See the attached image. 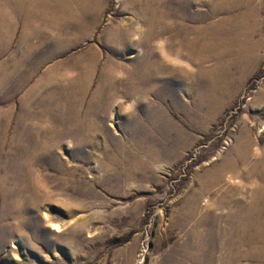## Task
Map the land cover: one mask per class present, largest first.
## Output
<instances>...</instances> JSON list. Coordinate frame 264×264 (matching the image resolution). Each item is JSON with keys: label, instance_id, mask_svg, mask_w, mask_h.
<instances>
[{"label": "rangeland", "instance_id": "obj_1", "mask_svg": "<svg viewBox=\"0 0 264 264\" xmlns=\"http://www.w3.org/2000/svg\"><path fill=\"white\" fill-rule=\"evenodd\" d=\"M42 1L51 2V14L36 12ZM220 1L0 0V264H264V0L216 12ZM185 18L191 20L181 23ZM224 22L237 26V36L252 33L261 41L255 52L261 62L241 74L232 59L224 75L239 77L222 106L204 117L206 108L189 101L201 90L199 75L223 64L213 26ZM200 26H210V53L196 63L170 60L168 54H180L174 33ZM82 27H88L83 35ZM112 36L129 45L112 48ZM67 42L74 45L58 53ZM154 46L160 54L148 53ZM158 54L190 71L195 87L179 97L191 103L192 115L174 100L178 71L162 69L149 95L135 78L147 64L161 66ZM96 57L97 68H80ZM78 69L92 75L80 99L70 87ZM54 71L61 79L46 88L42 83ZM109 73L116 87L127 85L101 91ZM98 93L107 97L104 104L95 100ZM246 134L254 147L238 157ZM111 135L119 140L116 153L104 146ZM85 137L98 144L80 152ZM37 154L55 159L33 161ZM234 161L238 170L226 172ZM212 175L219 179L213 187ZM222 198L256 201L259 211L234 223L231 207L215 205ZM195 200L197 215L186 219ZM215 212L221 217L216 239L226 237L219 241L226 246L213 243V228L201 218Z\"/></svg>", "mask_w": 264, "mask_h": 264}, {"label": "bare ground", "instance_id": "obj_2", "mask_svg": "<svg viewBox=\"0 0 264 264\" xmlns=\"http://www.w3.org/2000/svg\"><path fill=\"white\" fill-rule=\"evenodd\" d=\"M245 1V0H244ZM237 3L235 7H233L231 9L230 5H233L234 3ZM243 3V0H221L220 2L216 3V12L222 11V10H235L238 9ZM85 15V18H87L88 16H90L91 14H89L88 12H83ZM253 13V12H252ZM88 14V16H86ZM252 16V15H251ZM249 16L247 15L243 20H246ZM84 18V17H83ZM191 20L190 18H185L183 20H181V23L184 21H189ZM86 23H88L86 21ZM237 27L235 25L232 24H226V22L216 26H213V29L215 30V36L218 37L217 39L220 41L215 45L214 51H215V56L219 59H221L223 61L222 65H219L220 69L216 70L215 68L213 70H211L210 75L206 74V73H201L199 75V87L201 88V90H199L198 93H196L195 98L192 100L190 98L193 106L199 110H204V108H206L205 113L203 114L204 117L205 115L208 116V113L210 114L211 111L213 109H215L216 111L222 106V104L224 103V101L226 100L230 89L232 88L233 83L236 81V79L239 77H237L236 75L232 78H226L224 75V71L225 69H228L229 65H232V59H234V63L237 68L239 69V71L245 74V72H247L249 69L254 68L256 66V61L258 63L261 62V57H259L257 59V57L255 56V52L256 50H258L257 48H259V46L261 45L260 42L256 43L254 42V34L250 33V38H248V36L246 35H242V36H237V34H234V28ZM175 28V27H174ZM88 29V27H82L81 28V34L83 35L85 33V31ZM206 30L210 31V26L208 28L200 26L197 27L195 30H191L189 28L184 29V34L180 33L179 31L174 33L176 35V45L178 50L180 51V54L176 55L174 53L172 54H168L169 59L170 60H178V57H180L181 59L183 58L186 59L188 62H193L196 63L197 61H201V57L208 55L211 51V46L209 43V37L205 36L206 35ZM229 30L231 31V33H229ZM185 34H187V36L185 38H182ZM67 37V36H66ZM69 38V37H68ZM111 41H109V44L111 45L112 48L114 49H118V50H122V47H126L129 45V43L122 37H117L115 38L114 36H112V38L110 39ZM67 48H64L63 50L60 49V51H58V53L62 52V51H66V49H69L71 46H73V43L67 42V43H63ZM260 44V45H258ZM151 45V44H150ZM153 46H150V48H152ZM153 51H150V49L148 50V53H161V51H159L155 46L152 49ZM184 50H186L189 54L185 55ZM108 51V50H107ZM157 51V52H155ZM259 52V51H258ZM158 54V55H159ZM160 56V60H158V64L161 66H157V65H151V64H147V66L145 67V74H137L135 73V78H141L143 79L142 81V87L144 88L145 92L148 93V95L150 93H153L152 90L155 89V87L153 86V81L154 78L156 79V77L161 78L163 76H160L162 74H164L162 72V69H166L167 73L168 72H175L178 71V75L179 73H181V76L179 75V77H177V87H178V93L177 95L174 97V100H176V106L182 110L185 114L188 113L189 115H192L194 113V111H192L193 108H188V106L191 103H186L181 101V98L179 96H183V95H189L190 92L194 89V85L190 84L189 80L191 77V73L190 71L186 70V69H181L179 67H175L171 64L168 63L167 59L164 56ZM261 56V55H260ZM47 60V59H46ZM88 58L85 59V64H82V67L87 68H97L98 67V63L97 61V57L94 60H91V62H87ZM39 63V62H38ZM43 63V62H42ZM169 65V66H168ZM201 66L204 68L203 63L201 64ZM37 67V66H36ZM107 67V66H106ZM117 67H119L117 64L112 65L110 63L109 68L112 70L117 69ZM175 68V69H174ZM234 69V68H233ZM79 73H78V78L76 77L75 80H73L72 82H70L71 84V88H76L78 90H75L76 93L79 94V96H77V99L81 98V95H84L89 86H90V80L92 78V75H89L88 77H86L83 73V71L81 69H78ZM91 70H88L87 72L89 73ZM37 73V72H36ZM158 73V75L156 76V74ZM171 74V73H170ZM114 74L109 73L106 76H103L102 78V82L101 85H99L101 87V91L104 90H108L109 91V87H111L112 91L113 88H120L125 85H127L128 80H125L123 82H118L116 83V85H118V87L115 86V79L113 78ZM176 75V74H175ZM165 76V75H164ZM172 76V75H171ZM60 74L57 73L56 71H54L53 73H50L45 80L43 81V86H49V85H54L56 84L55 82H57V80H60ZM167 77V76H166ZM73 79V78H72ZM128 79V78H126ZM174 79V78H173ZM165 79H162V81H164ZM168 81V80H167ZM25 82V81H24ZM236 83V82H235ZM69 84V85H70ZM92 84V83H91ZM111 84V85H110ZM38 85V84H37ZM1 86V84H0ZM157 86V85H156ZM149 87V88H147ZM70 88V89H71ZM34 89V88H33ZM35 90V89H34ZM118 90V89H117ZM123 90V89H122ZM37 88L34 91V94L37 95ZM120 92V91H119ZM33 93V92H32ZM73 93V92H72ZM189 93V94H188ZM147 95V98H148ZM33 96V95H32ZM37 97V96H35ZM51 97V95H50ZM55 97V96H54ZM51 97V98H54ZM56 98V97H55ZM54 98V99H55ZM97 98V99H96ZM32 99V98H31ZM144 100L146 98H143ZM172 99V98H171ZM56 100V99H55ZM95 100H97L98 102H102L104 104V102L107 100V97H105L103 94H96ZM94 100V101H95ZM147 101V100H145ZM46 102V100H45ZM102 106V105H101ZM192 111V112H191ZM183 114V113H182ZM213 115V114H212ZM153 116L155 118L159 117V113L154 112ZM209 117V116H208ZM154 118V119H155ZM199 120V119H198ZM205 121V120H204ZM208 121V120H207ZM206 121V122H207ZM202 122V121H201ZM152 123V122H151ZM155 127V126H154ZM157 127H158V123H157ZM160 129H163L162 127ZM159 130V129H158ZM157 131V130H156ZM184 131V130H182ZM164 132H166L168 135V137H170V127L167 126L166 128H164ZM249 132V131H248ZM172 133V132H171ZM183 133V132H182ZM245 134V133H244ZM164 135V134H163ZM180 135V134H179ZM49 137V136H48ZM36 138V137H35ZM45 138V137H44ZM51 138V137H49ZM161 138V137H159ZM178 138V137H177ZM244 140L241 141L242 144H238L236 146V151L238 152V157H242V155H244L245 158H247V156L251 155V151L254 147L253 141L252 139H250L251 137H249V135H245V137H242ZM23 139V138H22ZM103 139V138H102ZM85 142L82 143V145L79 147L80 152L83 151L84 147L87 146L88 144L91 145H96L97 144L93 141H89L86 140V137L84 138ZM104 140V139H103ZM147 140V138H146ZM241 140V139H240ZM64 141V140H63ZM167 141V140H166ZM34 142L36 144H38L37 140H34ZM124 142V141H123ZM33 143V144H35ZM105 143L107 145H104L106 148H112L113 152L116 153L117 150V144L119 143V140H117V138H114L111 136L107 137V140L105 141ZM151 143V142H150ZM27 144V143H26ZM48 144V143H47ZM123 147V146H122ZM57 148V147H56ZM123 149V148H122ZM45 150V149H44ZM55 150V149H54ZM235 151V150H234ZM256 153L261 152L260 148H256L255 149ZM263 151V150H262ZM121 152V150H120ZM9 153V152H8ZM33 153V152H32ZM35 153V152H34ZM33 153V154H34ZM42 153V152H41ZM49 153H53V151L49 152ZM136 154V153H135ZM257 155V154H256ZM39 155H35L34 157H32L33 161H43V160H54L55 159V155H51V156H46L43 158H39ZM42 157V156H41ZM16 158V157H15ZM29 158V157H28ZM111 158V157H110ZM150 158V156H149ZM148 158V159H149ZM12 159V158H11ZM115 159V156L113 158H111V161L109 163H104V166L108 167L110 165H113L114 162L113 160ZM122 159V157L120 158ZM238 159V158H237ZM239 160V159H238ZM6 161V160H5ZM24 161V160H23ZM115 161V160H114ZM112 162V163H111ZM116 162V161H115ZM124 162V161H122ZM245 162V161H244ZM19 163V162H18ZM28 163V162H27ZM144 163V162H143ZM53 164V163H52ZM116 164V163H115ZM123 164V163H122ZM118 165V164H117ZM20 166V165H19ZM26 166V165H25ZM125 166V165H124ZM229 167L226 168V172H234L237 169V165L235 164V161L230 163L228 165ZM28 167V165H27ZM34 165L29 162V173L32 171ZM126 167V166H125ZM117 168V167H116ZM123 168V167H122ZM16 169V168H15ZM28 172V171H26ZM8 173V172H7ZM25 174V173H24ZM27 174V173H26ZM210 174V173H209ZM213 174V173H212ZM31 175V173L29 174ZM219 175V174H218ZM225 174H223L224 176ZM208 176V175H207ZM222 177V174L220 175ZM7 176H5L4 178H6ZM15 177V176H14ZM213 177V175H212ZM220 177V178H221ZM31 178V177H30ZM205 178V177H204ZM214 178V181H212L213 183L211 184L214 185L215 183H217L219 181L217 175ZM1 179V178H0ZM14 179V178H13ZM208 179V178H207ZM24 180V179H23ZM204 181L206 179H203ZM211 180V178H210ZM27 181V180H26ZM33 181V180H30ZM222 181V180H221ZM224 181V180H223ZM35 183V182H34ZM33 183V184H34ZM232 183V182H231ZM23 184V183H22ZM25 184V183H24ZM16 185V184H15ZM29 186V185H28ZM36 186V185H35ZM216 186V185H215ZM214 186V187H215ZM14 187V186H13ZM11 187V189L13 188ZM18 187V186H16ZM21 187V186H20ZM30 187V186H29ZM213 187V186H212ZM19 188V187H18ZM23 188V187H22ZM8 189V188H7ZM30 189V188H29ZM33 189V188H32ZM2 190V189H0ZM21 190V189H20ZM205 192V191H203ZM3 193V192H2ZM2 195V194H1ZM263 197V196H262ZM236 201V200H235ZM258 201V200H257ZM16 203V202H15ZM197 203L196 200L195 201H190L189 205L193 206L188 208L185 212V218L186 219H191V218H195L196 217V212L197 210ZM264 203V202H263ZM217 206V209L220 208H229L231 207V212H230V217H228V219H231V221L233 220L234 223L238 220H240V217H243L244 219H247L249 221L250 218H252L251 216H253V213H257V211H259V207L260 204L256 201H252L251 203H245L242 201H238L234 203V200H228L227 198H222L219 199L218 202L215 204ZM21 208V207H20ZM211 209V208H210ZM228 209V212H229ZM258 209V210H257ZM5 210V209H4ZM261 210V209H260ZM227 212V213H228ZM210 213V212H209ZM224 213V211H223ZM226 213V211H225ZM227 215V214H225ZM7 217V216H6ZM203 217V218H202ZM209 217H211V219H209ZM201 218L203 220H205V222L207 221L208 225H211L213 228L212 231V236L213 237V243L214 244H220L219 241L220 240H227L225 239L223 236L220 237V239L217 241L216 237L218 236V234H216L215 229H219L217 228L219 226V220H220V215H218L216 212L212 213V214H206L205 216H201ZM201 221V220H200ZM204 222V221H202ZM238 223V222H237ZM252 223V222H251ZM264 223V222H263ZM221 225V223H220ZM252 225V224H251ZM259 225V224H258ZM246 225H244L245 227ZM238 227V225L236 227H232V229H236ZM241 227V226H240ZM260 228V227H259ZM222 229V228H221ZM241 229V228H240ZM218 231V230H217ZM223 231V230H222ZM258 232V231H257ZM218 233V232H217ZM220 233V232H219ZM225 235V234H224ZM227 236V235H226ZM260 236V235H259ZM258 240V239H257ZM228 241V240H227ZM221 242V241H220ZM233 244L236 243V241H232ZM264 243V242H263ZM222 245L226 246V242H222ZM220 244V245H221ZM202 247V246H201ZM222 247V246H221ZM220 247V248H221ZM222 249V248H221ZM232 253V252H231ZM237 255V254H236ZM217 257V256H216ZM224 262V261H223ZM229 263V262H228ZM226 263V264H228ZM194 264H201V263H194ZM221 264H225V263H221ZM229 264H233V263H229ZM238 264V263H237Z\"/></svg>", "mask_w": 264, "mask_h": 264}, {"label": "crops", "instance_id": "obj_3", "mask_svg": "<svg viewBox=\"0 0 264 264\" xmlns=\"http://www.w3.org/2000/svg\"><path fill=\"white\" fill-rule=\"evenodd\" d=\"M42 4L39 6V7H36V12L37 13H42L43 11L45 12V13H49V14H51V10H49V9H47V7H48V4H51V2L49 1V3H48V1H47V4H45V2L43 3V1L41 2Z\"/></svg>", "mask_w": 264, "mask_h": 264}]
</instances>
